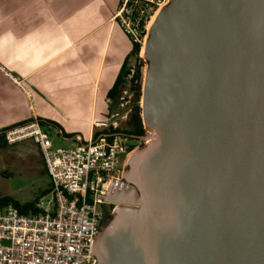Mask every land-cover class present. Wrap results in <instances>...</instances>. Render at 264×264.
Here are the masks:
<instances>
[{"label": "water", "instance_id": "1", "mask_svg": "<svg viewBox=\"0 0 264 264\" xmlns=\"http://www.w3.org/2000/svg\"><path fill=\"white\" fill-rule=\"evenodd\" d=\"M141 57L142 145L95 264H264V0H169Z\"/></svg>", "mask_w": 264, "mask_h": 264}, {"label": "crops", "instance_id": "2", "mask_svg": "<svg viewBox=\"0 0 264 264\" xmlns=\"http://www.w3.org/2000/svg\"><path fill=\"white\" fill-rule=\"evenodd\" d=\"M119 1L0 0V131L36 120L69 148L107 130L109 92L135 59Z\"/></svg>", "mask_w": 264, "mask_h": 264}, {"label": "built area", "instance_id": "3", "mask_svg": "<svg viewBox=\"0 0 264 264\" xmlns=\"http://www.w3.org/2000/svg\"><path fill=\"white\" fill-rule=\"evenodd\" d=\"M168 2L119 1L114 19L130 41L140 45V57L151 19ZM132 99L124 89L118 105L99 124L107 130L119 128L116 119L128 116ZM4 140L8 145L31 140L38 147L50 188L46 200L41 196L35 201V211L21 213L12 204L0 206V264H95L94 238L115 209L102 195L112 181L121 180L128 157L141 140L121 133L101 134L73 147L54 148L36 120L7 129Z\"/></svg>", "mask_w": 264, "mask_h": 264}, {"label": "rangeland", "instance_id": "4", "mask_svg": "<svg viewBox=\"0 0 264 264\" xmlns=\"http://www.w3.org/2000/svg\"><path fill=\"white\" fill-rule=\"evenodd\" d=\"M145 67L146 63L142 67V81ZM126 103L125 106L129 105L128 102ZM121 109L122 107L119 108ZM131 111L126 118L116 119L119 128L127 127ZM49 138L54 148L67 146L54 132L50 133ZM49 188L42 156L31 140L20 141L13 145H0V198L8 196L24 205L36 201L41 196L46 200Z\"/></svg>", "mask_w": 264, "mask_h": 264}, {"label": "trees", "instance_id": "5", "mask_svg": "<svg viewBox=\"0 0 264 264\" xmlns=\"http://www.w3.org/2000/svg\"><path fill=\"white\" fill-rule=\"evenodd\" d=\"M139 51H140V45L133 44L132 54L135 55L134 65L122 71L121 75L116 80L114 86L112 87L108 95V99L110 100V103H109L110 109H111L110 111H112L118 105L119 97L121 95V92L124 89H128V91H130L133 94V99H132L133 106H132V111L130 113V118L127 121V127L124 129L117 128L115 130H112L111 128H109L108 130L102 133L103 135H109L112 133H121V134L131 136V137H140L144 134L143 124L141 120V108L139 106V101L141 97V88H142V67L145 62L139 56ZM131 68H134V71L131 77L128 78L127 76L130 73ZM29 121H31V119L20 122L16 125L7 127L5 129H2L0 131V145L6 144L4 140V132L7 129L18 126V125L25 124ZM40 123L43 124L41 120H40ZM96 137L97 136L95 135L94 139ZM34 203L35 201L30 202L28 204L21 205L18 201L14 200L11 197L7 196V197L0 198V206L12 204L21 213H28L31 211H35Z\"/></svg>", "mask_w": 264, "mask_h": 264}, {"label": "bare ground", "instance_id": "6", "mask_svg": "<svg viewBox=\"0 0 264 264\" xmlns=\"http://www.w3.org/2000/svg\"><path fill=\"white\" fill-rule=\"evenodd\" d=\"M155 17H156V16H154V17L151 19V21H150V23H149V26H148V27H150V25H151V24H152V22L154 21ZM144 42H145V40H144ZM143 49H144V43H143V45H142V49H141V56H143Z\"/></svg>", "mask_w": 264, "mask_h": 264}, {"label": "flooded vegetation", "instance_id": "7", "mask_svg": "<svg viewBox=\"0 0 264 264\" xmlns=\"http://www.w3.org/2000/svg\"><path fill=\"white\" fill-rule=\"evenodd\" d=\"M112 204V203H111ZM113 205H115V204H113Z\"/></svg>", "mask_w": 264, "mask_h": 264}]
</instances>
